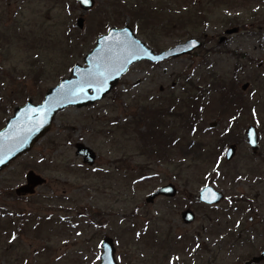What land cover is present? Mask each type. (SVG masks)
Returning <instances> with one entry per match:
<instances>
[{"label": "rangeland", "instance_id": "374dc122", "mask_svg": "<svg viewBox=\"0 0 264 264\" xmlns=\"http://www.w3.org/2000/svg\"><path fill=\"white\" fill-rule=\"evenodd\" d=\"M125 1L95 0L83 12L75 0H0V129L16 107L39 104L84 65L111 27L130 26L155 52L202 41L190 55L134 64L101 101L58 112L0 172V264H98L105 237L118 264H244L264 249V0ZM136 2L162 9L135 15ZM231 28L239 31L219 43ZM229 88L236 105L222 95ZM143 107L176 112L158 125L164 138L142 141L151 119L138 126L134 118ZM249 125L259 135L255 153ZM77 142L96 155L92 166L75 155ZM230 145L236 152L225 162ZM29 171L45 183L18 197ZM168 183L176 198L146 203ZM205 185L225 200L199 204ZM186 209L191 224L181 219Z\"/></svg>", "mask_w": 264, "mask_h": 264}, {"label": "water", "instance_id": "95a60500", "mask_svg": "<svg viewBox=\"0 0 264 264\" xmlns=\"http://www.w3.org/2000/svg\"><path fill=\"white\" fill-rule=\"evenodd\" d=\"M83 12L92 10L95 0L84 4L76 0ZM83 18L76 20V27L82 30ZM238 28L226 29L219 39L222 43L227 35L238 32ZM205 38V37H204ZM202 47V41L190 38L185 42L155 52L137 37L130 26L123 28L111 27L104 35L98 37L94 47L84 56V65L75 64L70 69L68 78L61 79L55 87L50 88L39 104L30 100L23 106L16 107L4 127L0 129V172L8 167L12 161L28 153L32 147L48 132L55 115L68 107L84 108L101 101L105 95L124 76L129 68L141 61L161 63L169 59H178L190 55ZM248 84H244V91ZM213 127L214 123L211 124ZM245 140L251 151L259 149V135L257 128L249 125L245 132ZM75 155L86 165L92 166L96 155L83 144L75 145ZM236 145H230L224 154L226 162H230L235 155ZM25 185L15 190L17 196L33 195L35 189L42 186L45 180L32 171L25 176ZM177 188L169 183L147 196L146 203H153L158 197L174 198ZM224 199L222 192L212 186H206L199 191L198 202L208 206L219 204ZM194 213L187 209L181 213L184 224L194 221ZM101 255L98 264H118L115 260V246L111 238L105 237L100 242ZM264 261V249L258 256L252 257L244 264H258Z\"/></svg>", "mask_w": 264, "mask_h": 264}, {"label": "trees", "instance_id": "16d2710c", "mask_svg": "<svg viewBox=\"0 0 264 264\" xmlns=\"http://www.w3.org/2000/svg\"><path fill=\"white\" fill-rule=\"evenodd\" d=\"M124 2L126 3L125 0H124ZM134 5L130 6L131 10H133V11L134 10H138V11H134V14L135 15H139V16H143V17L144 16H151L154 13V8H155V11H159V10L162 9V6H161V8H159V7H156L154 4H150L148 6H145L146 5L145 3L136 2V3H134ZM187 24L195 25V24H191V21L187 22ZM230 25H231V23H230ZM242 28L246 29V26L243 25ZM206 42H207V40L204 39V44ZM228 93H229L228 95H226L224 92L222 93L223 97H225V99L227 98L228 105L231 106L232 103H235V105H236V103L238 101H236V99H235L232 102V100H231L232 98H234V97H232V94H233L232 88L228 89ZM238 99H239V97H238ZM192 108H193L192 105L188 106V109L190 110V114H193V111H191ZM162 111H163V109L162 110L161 109H156V110L152 111L150 109H147V108L143 107L140 110V113L134 118V123L136 121V124L138 126L140 124H142L144 121H147V120L151 119V123L147 124L148 127H147V131L145 132L146 134L143 133V135L141 136L142 141L144 140V141L148 142L149 140L152 141L156 137L157 138L159 137L161 139L165 137L162 134L163 133L162 131H159V132L157 131L158 125L160 124V121H161V117L160 116L162 115V113H163V115H166V114H164L165 112L164 111L162 112ZM175 113L176 112H173L172 114H175ZM238 113H239L238 110L236 111V113H233L235 121H237V119H238V116H237ZM115 122H116V124H118V119L115 120ZM227 132L229 133L230 131H227ZM164 144L166 145V142ZM220 146H221V144H220Z\"/></svg>", "mask_w": 264, "mask_h": 264}, {"label": "flooded vegetation", "instance_id": "af4514ba", "mask_svg": "<svg viewBox=\"0 0 264 264\" xmlns=\"http://www.w3.org/2000/svg\"><path fill=\"white\" fill-rule=\"evenodd\" d=\"M167 61H168V60H167ZM144 62H146V61H144ZM164 62H166V61H164ZM162 63H163V62H162ZM150 64H161V63H150ZM164 73H165V72H164ZM117 96H118V95L116 94V97H117ZM163 111H164V110H163ZM163 111H162V112H163ZM164 112H165V111H164ZM173 112H174L173 109H169V110L166 111L164 114L167 115V114L170 113V114L172 115ZM164 116H165V115H163V113H162V115L160 116V117H161V121H160V124H159V125H165V126H167V124H165V123L163 122V120H162V118H163ZM188 119H189V118H188ZM211 124H212V123H211ZM211 124L209 125V127H210V128H214V127H215V123H214L213 127H211V126H212ZM159 129H160V127H158V130H159ZM162 132H163L162 134L165 135V134H164V131H162ZM78 142H81V140H79ZM78 142H77V143H78ZM81 143H82V142H81ZM236 146H237V145H236ZM224 154H225V153H224ZM165 156H166V155H165ZM224 160H225V159H224ZM225 162H226V161H225ZM168 184H169V183H168ZM206 186H211V185H205V186H203L201 189H203V188L206 187ZM161 187H162V186H161ZM159 188H160V187H159ZM159 188H158V189H159ZM158 189H157V190H158ZM201 189H200V190H201ZM15 190H16V189H15ZM200 190H199V191H200ZM14 192H15V191H14ZM154 192H155V191H154ZM15 194H16V193H15ZM198 194H199V192H198ZM33 195H34V194H33ZM177 195H178V193H177ZM16 196H17V195H16ZM25 196H31V195H25ZM25 196H18V197H25ZM176 197H177V196H176ZM176 197H174V198H176ZM159 198L174 199V198H168V197H158L157 199H159ZM224 200H225V196H224V199H223L222 201H224ZM197 202H198V195H197ZM198 203H199V204L206 205V204H204V203H200V202H198ZM219 204H220V203H219ZM217 205H218V204H217ZM217 205H213V206H217ZM206 206H207V205H206ZM211 207H212V206H211ZM186 210H187V209H186ZM189 210H190V209H189ZM184 211H185V210H184ZM191 211H192V210H191ZM194 216H195V214H194ZM194 220H195V218H194ZM193 222H194V221H193ZM193 222H192V223H193ZM190 224H191V223H190Z\"/></svg>", "mask_w": 264, "mask_h": 264}, {"label": "snow or ice", "instance_id": "6c2138e0", "mask_svg": "<svg viewBox=\"0 0 264 264\" xmlns=\"http://www.w3.org/2000/svg\"><path fill=\"white\" fill-rule=\"evenodd\" d=\"M81 2L84 3V4H90L91 0H81Z\"/></svg>", "mask_w": 264, "mask_h": 264}]
</instances>
